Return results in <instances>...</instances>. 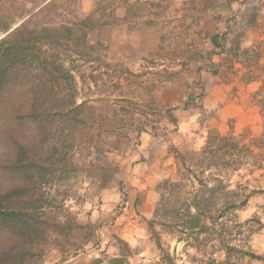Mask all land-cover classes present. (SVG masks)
<instances>
[{
  "label": "rangeland",
  "instance_id": "obj_1",
  "mask_svg": "<svg viewBox=\"0 0 264 264\" xmlns=\"http://www.w3.org/2000/svg\"><path fill=\"white\" fill-rule=\"evenodd\" d=\"M119 2L125 11L124 16L115 14ZM254 6L264 8V0H255ZM139 10L138 0H94V3L92 0H0V40L14 30L13 40L46 35L52 43L51 49L61 52L59 62L73 71L77 93L90 100L96 113L109 111L102 137L90 130V136L82 141L70 147H59L65 165L61 168L63 176L55 186L45 187L43 192L48 197L44 196L37 207L53 210L62 228L50 230L47 242L43 244L35 243L21 251L15 249L9 260L11 264H60L64 259H73L70 262L73 264L76 263L74 258L80 260L79 264H88L118 253L120 246L116 239H121L120 234L113 231L111 216L101 213H106L105 206L112 203L117 204L112 213H120L127 197V187L135 175L134 167L143 160L138 153L141 145L139 129L156 136L164 132H177L178 136L168 147L160 178L150 185L157 198L154 211L160 200L158 184L165 179L178 178L175 151L200 150L211 132L233 136L240 146L250 147L254 155L250 164H244L236 171H224L222 176L230 185L229 189L240 187L250 195L247 205L237 212V216L241 223L249 221L245 226V229L252 230L249 246L254 253L264 256V157H257L259 150L256 148L263 131V120L255 92L243 89L242 85L248 82L238 81L239 84L235 83L229 92L226 103L207 110L203 106L208 91L204 83L196 80L186 84L188 102L185 105L175 107L167 103L163 89L166 84L175 83L176 73L183 69H171L170 59L180 53L165 51L156 59L157 65L150 56L146 63L138 65ZM19 15L23 18L18 19ZM9 23L10 29L3 32V27ZM63 24H68L71 31L60 29ZM83 32L86 33L85 39H81ZM91 76L94 80L90 79ZM171 93L167 91L170 98ZM230 104H235L237 111L228 112L227 118L221 119L222 109ZM176 110L189 111L198 127L178 133L180 127L172 125L179 121ZM124 111L127 113L123 115ZM36 129L35 121L29 120L22 132L27 143H38L39 149L35 152L44 159L51 155L52 149H46V144L41 145L43 137ZM18 133L13 134V138H17ZM2 134H5L4 129H0V163L4 162L6 152L2 147ZM50 135L60 141L65 138V133L61 135V128H52ZM7 137L12 142L11 137ZM65 147L67 149L63 151ZM64 152H67L65 157ZM144 195L145 192L138 193L139 200ZM153 218L144 221L134 214L137 223L133 230L135 241L129 244L133 251L131 263L152 264L159 259L155 232L159 234L163 247L174 256L175 264H198L193 257L200 259L201 255L185 242H177L176 232H168L158 224L152 230L149 228L148 222ZM48 257L51 262H46ZM216 257L219 261L224 260L222 253ZM244 263L263 264L247 259Z\"/></svg>",
  "mask_w": 264,
  "mask_h": 264
},
{
  "label": "trees",
  "instance_id": "obj_2",
  "mask_svg": "<svg viewBox=\"0 0 264 264\" xmlns=\"http://www.w3.org/2000/svg\"><path fill=\"white\" fill-rule=\"evenodd\" d=\"M17 18L22 19L23 15ZM10 25L6 24L3 32H7ZM60 29L71 31L68 24L61 25ZM15 31L0 40V129H4L1 141L6 151L4 162L0 163V264H11L9 260L15 249L21 251L35 243L43 244L47 242L50 230L62 228L53 210L37 207L44 196L48 197L43 192L45 187L55 186L63 176L61 168L65 165L59 147H70L82 141L90 136V130L102 137L109 114L103 110L96 113L90 100L77 93L73 71L59 62L61 52L51 49L52 43L46 35L13 40ZM85 36L83 32L81 39ZM241 36V33L235 36L230 52L234 49L236 58L239 57L248 69L242 82H261L254 96L263 120V131L256 146L257 157L262 158L264 44L240 50ZM226 40L227 34L213 38L216 51H225ZM47 45L49 47L44 50ZM208 63L212 73L217 74L212 63ZM90 79L94 80V77ZM125 113L127 111L123 115ZM29 120L35 121L36 131L43 137L41 145L46 144V149H52L47 158H40L35 152L39 149L37 142L29 144L25 140L22 129ZM54 127L61 128V135L65 133L63 141L58 135L59 139L50 135ZM16 132L20 135L13 138ZM66 154L64 152L63 156ZM253 157L250 147L240 146L233 136L216 132L209 133L198 151H175L178 178L165 179L158 184L160 200L153 220L148 222L149 228L152 230L158 224L168 232H176L177 242H185L201 255L200 259L193 257L198 264H245L246 259L264 264V256L257 255L249 246L252 230L245 229L249 221L241 223L237 216V212L247 205L250 195L240 187L229 189L230 185L222 176L224 171H236L244 164H250ZM154 234L160 256L152 264H175L174 256L163 247L159 234ZM116 241L120 246L118 253L88 264H132L133 251L129 244L121 239ZM219 253L223 254V261L217 259Z\"/></svg>",
  "mask_w": 264,
  "mask_h": 264
},
{
  "label": "crops",
  "instance_id": "obj_3",
  "mask_svg": "<svg viewBox=\"0 0 264 264\" xmlns=\"http://www.w3.org/2000/svg\"><path fill=\"white\" fill-rule=\"evenodd\" d=\"M254 5L255 0H138V65L146 63L149 56L155 63L165 51L180 53L170 59L171 69H183L176 73L175 83L166 84L163 89L167 103L175 107L185 105L188 102L186 84L196 80L204 83L208 91L204 98V109L226 103L233 85L238 81L241 83L248 74L246 65L239 57L236 58L235 50L230 52L235 36L242 34L239 39L240 50L264 44V8H256ZM124 13L119 2L115 14L124 16ZM224 34H227L225 51L218 52L212 41L214 37ZM208 61L212 63L217 74L212 73ZM260 85V80H254L242 87L256 92ZM167 91L172 92L171 98L167 96ZM233 111H237L235 104L224 106L220 118H227V113ZM174 112L179 121L172 125L180 127L178 133L180 130L187 131L198 127L189 111ZM139 137L141 145L138 153L143 160L134 167L135 175L127 187V197L122 203L120 213H112L117 206L114 203L106 205L107 212L101 213L111 216L110 225L113 231L118 232L120 238L128 244L135 241L133 230L137 220L134 219V214H138L144 221L153 217L157 198L150 185L153 180L160 178L162 161L168 156V147L176 142L178 136L177 132H164L156 136L142 131ZM140 192H145L141 200L138 197ZM60 257L62 258L61 254ZM50 258L46 262H51ZM74 259L76 263L73 264H79L80 260ZM72 260L64 259L60 264H70Z\"/></svg>",
  "mask_w": 264,
  "mask_h": 264
},
{
  "label": "built area",
  "instance_id": "obj_4",
  "mask_svg": "<svg viewBox=\"0 0 264 264\" xmlns=\"http://www.w3.org/2000/svg\"><path fill=\"white\" fill-rule=\"evenodd\" d=\"M81 252H82V251H81ZM85 252H86V253H88L89 251H88V250H86Z\"/></svg>",
  "mask_w": 264,
  "mask_h": 264
}]
</instances>
